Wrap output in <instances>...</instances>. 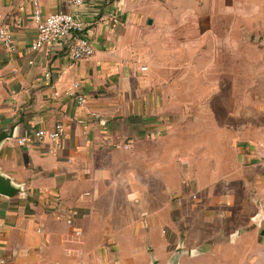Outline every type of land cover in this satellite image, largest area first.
I'll return each instance as SVG.
<instances>
[{
    "label": "crops",
    "instance_id": "0c3cea01",
    "mask_svg": "<svg viewBox=\"0 0 264 264\" xmlns=\"http://www.w3.org/2000/svg\"><path fill=\"white\" fill-rule=\"evenodd\" d=\"M179 1L84 0L94 53L73 61L62 43L31 48L34 9L71 0H0L14 40L0 44V177L13 189L0 193V264H264V94L250 91V121L224 119L234 105L210 86L226 75L227 0L213 25L210 2L181 21ZM241 1L258 55L264 0ZM251 62L264 69V54ZM74 83L82 103L65 94ZM57 123L59 140H35Z\"/></svg>",
    "mask_w": 264,
    "mask_h": 264
},
{
    "label": "rangeland",
    "instance_id": "374dc122",
    "mask_svg": "<svg viewBox=\"0 0 264 264\" xmlns=\"http://www.w3.org/2000/svg\"><path fill=\"white\" fill-rule=\"evenodd\" d=\"M224 0H180L179 1V9H180V18L179 20H188L187 11L188 8L192 7L194 2L195 7H197V3L202 2L205 3V6L211 3V9L214 13V17L212 16V25L218 24L223 20V17L226 14V22H227V47L224 51V57L227 60L225 67V78L223 80L211 81V89L220 88L226 97H224L223 103L227 109H229L231 105V110L234 105V113L228 114L227 118H224L222 112H219L218 115L207 114L209 116V120H216L217 116L222 119H226L230 122H238V121H250L251 117L254 115V100L249 96L250 91L259 90V94H264V81L257 82L255 80V76L258 74L259 76H264V69L262 63H252L251 59L258 57V55L264 54V49L262 48L261 43H257L258 47V55L256 54L254 47L250 45V37H249V29H250V18H246L243 20L244 29L241 31L239 29V23L237 17L241 13H250L251 8L249 2L241 1V0H227V9L225 14L223 15L222 6ZM185 11V12H184ZM184 15V16H183ZM247 30V31H246ZM194 35V34H192ZM224 42L221 38V43ZM264 46V45H263ZM215 53H218V50H215ZM226 54V55H225ZM251 58V59H250ZM220 60V58L218 59ZM219 65L217 64V67ZM258 85V86H257ZM237 91L239 96L230 98L228 94H231L233 91ZM241 95H240V92ZM214 99V98H212ZM216 99V98H215ZM261 105V96L258 100ZM253 105V106H252ZM257 105V104H255ZM259 105V106H260ZM215 107H218V103H214ZM261 109V107H260ZM216 112V110H214ZM195 114V113H194ZM217 115V116H216ZM185 118V115L182 117ZM178 118V119H182ZM177 119V118H176ZM259 121L264 123V114L258 113Z\"/></svg>",
    "mask_w": 264,
    "mask_h": 264
},
{
    "label": "built area",
    "instance_id": "2783aa9c",
    "mask_svg": "<svg viewBox=\"0 0 264 264\" xmlns=\"http://www.w3.org/2000/svg\"><path fill=\"white\" fill-rule=\"evenodd\" d=\"M74 7L73 11H54L45 17H41L37 8L34 9L36 21V37L31 43L33 50L41 49L53 43H62L67 46V56L73 60L89 58L94 53V46L89 39L84 23L76 16L77 9L83 4L84 0H71ZM36 5V1H34ZM109 16L116 21L114 14ZM17 27L20 24L16 25ZM0 44L7 50L14 49V40L10 28L6 24H0ZM78 83H74L65 94L76 98L78 103L84 101V96L77 94ZM64 133V126L60 123L54 125L52 130L46 131L37 129L34 132V138L38 142L50 140L56 142ZM28 138L19 137L17 143L26 145ZM128 147V145H124Z\"/></svg>",
    "mask_w": 264,
    "mask_h": 264
},
{
    "label": "water",
    "instance_id": "95a60500",
    "mask_svg": "<svg viewBox=\"0 0 264 264\" xmlns=\"http://www.w3.org/2000/svg\"><path fill=\"white\" fill-rule=\"evenodd\" d=\"M0 193L4 195H11L13 193V189L11 186L0 177Z\"/></svg>",
    "mask_w": 264,
    "mask_h": 264
}]
</instances>
